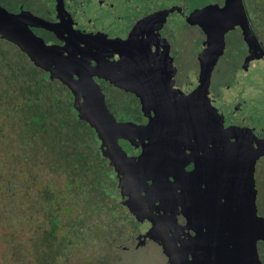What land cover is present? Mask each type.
I'll return each instance as SVG.
<instances>
[{"label": "flooded vegetation", "instance_id": "obj_1", "mask_svg": "<svg viewBox=\"0 0 264 264\" xmlns=\"http://www.w3.org/2000/svg\"><path fill=\"white\" fill-rule=\"evenodd\" d=\"M27 1L0 0V6L15 18L25 20L23 14L15 15L26 8L33 11L34 5ZM105 1L35 0L37 25L32 30L35 59L27 53L35 61L36 73L47 79L39 82L41 86L52 90V94L54 88L62 91L55 97L52 95L51 114L58 120L61 117L63 121L77 122L80 130L76 134H83V130L86 134L83 137L92 138L95 150L114 172L117 196L130 201L131 211L144 215L153 208L155 213L168 215L167 208L173 206L180 215L186 213L192 217L196 234L192 249L195 247L196 253L192 254L189 246L186 264H221L227 242L223 222L230 192L236 189L241 200L237 211L253 195L250 214L253 231L252 214L258 211L263 170L264 134L251 130L246 141H236L241 106L230 101L218 110L215 104L221 98L212 76L207 91L204 89L207 81L205 76L200 77L195 38L200 29L195 25V13L191 9L195 0H152L154 6L148 21L126 18L122 8L125 5L120 0H107L111 2L106 4ZM124 1L135 5L137 0ZM209 4L212 8L215 5ZM97 11L98 25L93 21ZM101 12L113 16L111 21L105 22ZM213 20L209 28L214 33L210 37L216 40L217 21L215 17ZM114 23L127 27L124 38L108 33ZM237 28L244 32L241 25H235L230 34ZM252 31L255 43L245 30V37L230 40V47L226 45L225 51L218 54L230 62V73L247 72L258 58L264 59L263 43L254 28ZM3 34L6 42L20 46L8 38L6 31ZM214 52L218 53L219 47H214ZM249 59L251 62L245 70L243 67ZM201 72L203 75L204 71ZM79 80L83 81L79 83L82 86L76 84ZM79 87L85 88L72 89ZM85 102L90 105L83 106ZM173 107L178 109L177 113H170ZM81 117L95 124L82 127L78 123ZM53 124L57 127L55 120ZM161 125L170 126L178 133L176 142L162 135ZM60 126L70 128L64 123ZM233 145L240 147L239 153H232ZM126 179L133 180L135 186L127 187ZM241 179L246 183L244 187L239 184ZM151 200L157 202L151 204ZM130 209L124 212L125 216ZM182 235L185 236L183 230ZM259 245L264 246L261 237L256 247ZM252 249L253 244L247 251L249 263L264 264L259 253V262H252L249 257ZM227 264L232 263L227 260Z\"/></svg>", "mask_w": 264, "mask_h": 264}, {"label": "rangeland", "instance_id": "obj_2", "mask_svg": "<svg viewBox=\"0 0 264 264\" xmlns=\"http://www.w3.org/2000/svg\"><path fill=\"white\" fill-rule=\"evenodd\" d=\"M21 1L26 3L27 0ZM217 1L214 9L209 4L214 2L212 0H195V4L191 6L195 13V25L200 29L195 36L200 77L205 76L207 84L205 83L204 89L207 91L212 76V83L221 98L215 104L218 110H222L230 101L232 105L241 106V124L235 130L234 137L236 141L244 142L251 130L264 134V59L258 58L247 72L230 73V62L219 55L222 50L225 51L226 45L230 47V40H237L245 35L246 27L244 22H240L238 10L237 13L236 10L233 11L238 14L236 16L228 10L229 7L226 8V0ZM242 1L250 24L264 48V0ZM28 2L34 5L33 11L25 7L26 10L15 15L21 17L23 14L27 18L25 20L22 17L15 18L0 6L1 25L15 27L23 35L24 31L33 34L32 30L37 25L34 15L35 0ZM108 2L111 1L106 0L104 3ZM120 3L125 5L122 8L126 11V18L137 17L144 21H148L154 6L152 0H137L135 5L124 0H120ZM219 9H222L223 16L227 18L221 27L218 24V28L216 23L219 20L216 15L221 14L217 11ZM97 14L98 11L93 21L98 25ZM116 15L120 16L118 13ZM100 17L105 22H110L113 18L104 12H101ZM214 17L218 31L216 40L210 37L214 31L209 28L213 26ZM12 19L14 22H11ZM235 25H241L244 32L241 33L239 27L230 34ZM126 28L114 23L109 26L108 33L122 39ZM5 35L0 31V41L6 42ZM214 41L216 45H213ZM214 47H219L218 53L214 52ZM250 62L251 59L246 61L243 67L245 70ZM201 70L205 72L203 75ZM43 77L42 81L46 82L45 75ZM81 82L83 81L79 80L76 84L82 86L79 84ZM37 84L35 89H29L27 84L0 83V157H3L0 160L5 161L0 166V210L3 211V207L7 206L23 231H29L30 228L35 230V250L32 249L35 263L161 264L167 261L168 264H186L188 252L196 242L192 217H187L186 213L180 215L181 212H176L175 207L172 209L173 206L167 208L168 215L155 213L153 208L144 215L138 214L134 209L131 211L128 204L130 201L125 202L122 197L117 196L118 188L115 187L114 172L109 164L105 161L101 166L98 164V168L96 164L86 167L77 140H70L68 136L73 135H67L66 130L54 126L56 118L51 114L54 103L51 98L62 91L54 88L52 94V90L41 86V83ZM84 88L72 89L81 91ZM28 90L32 91L31 95ZM84 105L90 104L85 102ZM44 107L48 108L46 114ZM79 123L82 127L85 124H95L83 117L79 119ZM91 130L96 133L93 128ZM160 130L162 135H167L169 140L176 142L178 133L174 129L161 125ZM82 132L85 134V131ZM182 152L187 154L186 150ZM262 162L258 211L252 214L255 241L249 256L255 263L259 262V255L264 260V246L256 247L260 237L264 241V158ZM126 186L133 188L135 182L126 179ZM191 197L189 199L192 203ZM155 202L157 201L151 200V204ZM127 209L130 212L125 216ZM182 230L188 238L183 237ZM194 248L190 251L192 254L194 251L196 253Z\"/></svg>", "mask_w": 264, "mask_h": 264}, {"label": "trees", "instance_id": "obj_3", "mask_svg": "<svg viewBox=\"0 0 264 264\" xmlns=\"http://www.w3.org/2000/svg\"><path fill=\"white\" fill-rule=\"evenodd\" d=\"M212 1H214L215 7L218 1ZM15 44L20 45L18 41ZM18 48L10 42L0 41V83H22L27 84L29 89H35V84L42 82L44 77H41L42 73L37 74L35 72V61L29 57L27 50H23L21 45ZM28 94L31 95L32 91L28 90ZM44 110V114L48 113L47 107H44ZM55 123L57 128L61 127L60 123L70 126V128L63 129L67 131V135H73V137L68 136L70 140H77L86 167L90 168L93 164H96L98 168V164L99 166L105 164L104 159L95 150L92 138L82 136L86 134H76L80 130V127L76 124L77 122L68 119L63 121L60 117V120L55 119ZM69 129L73 132L68 131ZM4 162L0 160V166ZM0 169L2 168L0 167ZM18 222L7 206L3 207V211L0 210V264H37L32 250H35V230L30 228L29 231H23ZM37 249V251H40L39 248Z\"/></svg>", "mask_w": 264, "mask_h": 264}, {"label": "water", "instance_id": "obj_4", "mask_svg": "<svg viewBox=\"0 0 264 264\" xmlns=\"http://www.w3.org/2000/svg\"><path fill=\"white\" fill-rule=\"evenodd\" d=\"M225 6L226 8L229 7L228 10H230L232 13L235 10L236 13L237 10L238 13L240 12L239 16H241V19L245 24L247 34L249 37H251L252 43H255L256 37L253 34L250 23L248 22V18L243 6V1L226 0ZM217 11L218 12L220 11L219 13L221 14L216 15V18L219 20V23L216 24L217 27H219L218 24H220L221 27L222 24H225L227 17L223 16L224 14H222L223 13L222 9L221 10L219 9ZM6 27H7L6 25H1L0 23V31L2 33L6 31L8 38L14 40V42L18 41L19 44L23 47V49L27 50L35 59V36L32 33H27L26 31H24L25 32L24 35L22 33L20 34V32L18 33L16 28L12 26H8V30L6 29ZM177 110L178 109L176 107H173L172 109H170V113H177ZM239 148L240 147L233 145L232 153L233 154L239 153L237 151ZM239 184L243 187L246 185L243 179L239 181ZM239 193L240 192L238 189L230 192V197L228 199V208H226V216L223 222V232L226 233L227 235V239H226L227 242L225 244V254L222 258L220 257L221 264H227V260H229L232 264H250L248 261L249 258L247 259V251L251 249V246L255 241V234L254 232L251 231V226H250L251 225L250 214H251V208L253 207V195L251 194L249 195L248 199L245 200L244 202V206L241 202L242 204L241 208L239 211H237V206L239 207L238 204L241 201L239 200V197H237ZM225 225H227V227H225Z\"/></svg>", "mask_w": 264, "mask_h": 264}]
</instances>
